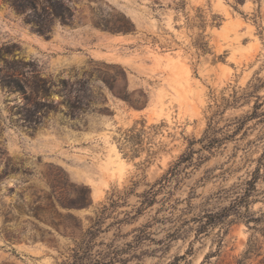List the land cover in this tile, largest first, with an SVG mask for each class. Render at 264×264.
<instances>
[{
    "label": "rangeland",
    "instance_id": "rangeland-1",
    "mask_svg": "<svg viewBox=\"0 0 264 264\" xmlns=\"http://www.w3.org/2000/svg\"><path fill=\"white\" fill-rule=\"evenodd\" d=\"M30 1L0 0V264H63L111 198L96 252L264 264V202L194 231L264 153V0H56L73 17L48 36L50 0Z\"/></svg>",
    "mask_w": 264,
    "mask_h": 264
},
{
    "label": "trees",
    "instance_id": "trees-1",
    "mask_svg": "<svg viewBox=\"0 0 264 264\" xmlns=\"http://www.w3.org/2000/svg\"><path fill=\"white\" fill-rule=\"evenodd\" d=\"M236 4H245L246 0H235ZM16 7L23 11L27 8L31 9L35 14L38 13V8L30 0H14ZM73 14L69 7L64 6L56 0H50L48 5V14L45 18V22H37L35 24L36 30L42 35L48 36L51 31V25L54 20H59L63 24H68L72 21ZM113 33H131L135 32V28L131 26L128 29L121 28H106ZM260 104H257L255 109H258ZM193 151L188 156L190 160L193 159ZM179 165V164H178ZM177 165V166H178ZM176 169V168H175ZM174 169V170H175ZM264 153L258 160L257 168L252 172L251 177L245 184L234 187L230 192L232 196H229L230 203L228 206L220 209L216 212L206 213L203 216H199L194 220L196 229V238L201 235H208L211 231L219 228V238L222 239V234L226 233L227 227L235 221L244 220L247 224L259 223L262 221V217H253L250 213V207L258 202H264V187L259 188V184H264ZM174 171H172V174ZM171 174V171L170 173ZM164 182L169 181L168 175L163 177ZM144 201L141 202V207L137 210V215L142 214L144 207H152L155 204L154 194L151 192L142 195ZM122 199H110V204L104 205L97 213V219L93 221L91 227L84 233L82 240L76 244V247L72 249L71 256L63 264H129L134 259L140 260L139 256H134L132 252L131 256L127 257L126 250L113 251L110 248L107 250L95 251L96 238L106 232L103 230L104 223L113 213L117 211L121 206ZM86 207V206H83ZM134 217L128 216L123 220L116 219V222L112 223L107 229L113 225H123L132 222ZM139 238V237H137ZM252 249V248H250ZM251 252V251H249ZM212 255H208L207 259L212 258ZM185 259V256L180 257ZM176 258V261L180 260ZM174 261V262H176ZM175 264V263H170Z\"/></svg>",
    "mask_w": 264,
    "mask_h": 264
},
{
    "label": "crops",
    "instance_id": "crops-1",
    "mask_svg": "<svg viewBox=\"0 0 264 264\" xmlns=\"http://www.w3.org/2000/svg\"><path fill=\"white\" fill-rule=\"evenodd\" d=\"M130 62H132L133 64H135L136 65V67L138 68V66H139V62L135 59V58H130V57H128L127 58Z\"/></svg>",
    "mask_w": 264,
    "mask_h": 264
}]
</instances>
